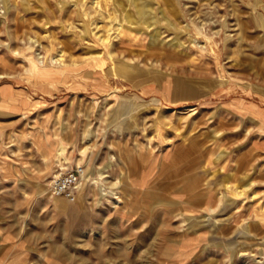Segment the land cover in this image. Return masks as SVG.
<instances>
[{
  "label": "rangeland",
  "instance_id": "374dc122",
  "mask_svg": "<svg viewBox=\"0 0 264 264\" xmlns=\"http://www.w3.org/2000/svg\"><path fill=\"white\" fill-rule=\"evenodd\" d=\"M183 237L264 264V0H0V264H171Z\"/></svg>",
  "mask_w": 264,
  "mask_h": 264
},
{
  "label": "crops",
  "instance_id": "0c3cea01",
  "mask_svg": "<svg viewBox=\"0 0 264 264\" xmlns=\"http://www.w3.org/2000/svg\"><path fill=\"white\" fill-rule=\"evenodd\" d=\"M177 149H169L167 150L165 153H163V156H160L159 159H157L156 161V164H160V163H166L167 161H175L177 159ZM189 153V151H188ZM190 155L187 156V160L189 159L190 161H192L190 159ZM179 161V159H178ZM188 161V162H190ZM150 166L149 164L145 165L144 167H142L141 169V172L140 174L135 178L133 179L134 181H136V185H139V190L143 191V192H147L149 193L151 189H149V187H145L144 185H148L150 183V181L153 179L150 175H151V171L152 169H154V167H148ZM145 179V181L143 182L142 179ZM151 195H154V196H161L164 194V191H158V189H152V191L149 193ZM174 194H177L176 192H174ZM160 233H157V235L159 236ZM183 237V239H180L179 242H176L174 243V245L176 244L177 245V249L179 250V252L181 253L180 257H178V255L173 258V262L171 264H193V262H195V259H196V253H195V249H193V251H190L191 250V245L192 244H196L197 245V242L195 243V239H191L190 237H188L187 239ZM163 241L162 242H168V243H173V241H171L170 239H167L165 236L162 237ZM199 240V239H197ZM196 240V241H197ZM201 240V239H200ZM199 242V241H198ZM197 247V246H196ZM2 257H0L1 259Z\"/></svg>",
  "mask_w": 264,
  "mask_h": 264
},
{
  "label": "built area",
  "instance_id": "2783aa9c",
  "mask_svg": "<svg viewBox=\"0 0 264 264\" xmlns=\"http://www.w3.org/2000/svg\"><path fill=\"white\" fill-rule=\"evenodd\" d=\"M82 167L59 172L54 175L50 182V191L55 196H64L69 200H74V191L81 178Z\"/></svg>",
  "mask_w": 264,
  "mask_h": 264
},
{
  "label": "bare ground",
  "instance_id": "6f19581e",
  "mask_svg": "<svg viewBox=\"0 0 264 264\" xmlns=\"http://www.w3.org/2000/svg\"><path fill=\"white\" fill-rule=\"evenodd\" d=\"M46 73H49V70H47L46 71ZM79 167H82V165H79ZM83 170V169H82ZM81 177L83 178V179H85V180H90L91 179V177H89V173H87V172H83V174H82V171H81ZM81 183V182H80ZM79 182L77 183V188L79 187Z\"/></svg>",
  "mask_w": 264,
  "mask_h": 264
}]
</instances>
